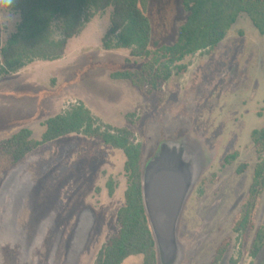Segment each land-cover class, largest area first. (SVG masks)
I'll use <instances>...</instances> for the list:
<instances>
[{"label": "rangeland", "instance_id": "obj_1", "mask_svg": "<svg viewBox=\"0 0 264 264\" xmlns=\"http://www.w3.org/2000/svg\"><path fill=\"white\" fill-rule=\"evenodd\" d=\"M110 15L109 9L87 24L70 41L64 59L34 63L0 80V111L10 110V118H0V141L22 128L39 139L44 120L77 102L104 125L133 130L144 147V163L162 143L186 139L201 149L203 162L178 224L180 264H211L227 240L220 264L231 258L260 264L264 248L256 259L250 249L264 226V193L253 229L238 237L232 227L257 163L251 133L264 125V36L241 15L213 53L184 62L188 71L165 84L159 105L155 95L142 96L130 83L110 79L112 73L133 72L142 64L132 58L126 63L127 51L102 49ZM147 17L154 44L162 46L175 43L187 14L182 0H150ZM18 23L13 31L5 28L4 41ZM233 153L238 158L225 165ZM124 163L122 151L72 134L13 166L0 179V264H94L102 245L119 230ZM109 177L118 183L112 198ZM123 264H142V257Z\"/></svg>", "mask_w": 264, "mask_h": 264}, {"label": "trees", "instance_id": "obj_2", "mask_svg": "<svg viewBox=\"0 0 264 264\" xmlns=\"http://www.w3.org/2000/svg\"><path fill=\"white\" fill-rule=\"evenodd\" d=\"M150 0H20L15 8L19 16L16 30L5 41L0 33V79L18 74L36 62L62 60L70 40L79 36L94 18L111 10L110 26L101 40L106 52L127 51L129 58L142 61L136 71L110 74V79L128 82L142 96L155 95L159 105L165 99L163 87L174 76L185 74L184 62L197 54L213 53L227 37L241 15H246L264 36V0H182L187 14L172 45L156 46L153 27L147 17ZM39 139L22 128L0 141V179L41 146L68 135L99 140L104 146L120 150L125 157L124 204L117 212L119 230L100 248L94 264H123L129 257L141 256L142 264H158L155 242L148 225L142 197L144 147L134 139V131L104 125L83 103L70 104L56 116L46 119ZM257 157L252 183L241 205L232 232L243 237L254 227V219L264 193V125L251 133ZM238 153L227 155L232 164ZM244 169V167L242 168ZM118 183L106 182L109 197ZM229 240L216 250L211 264H220ZM264 248V226L253 239L250 256L256 259ZM228 264H238L231 258ZM260 264H264V258Z\"/></svg>", "mask_w": 264, "mask_h": 264}, {"label": "water", "instance_id": "obj_3", "mask_svg": "<svg viewBox=\"0 0 264 264\" xmlns=\"http://www.w3.org/2000/svg\"><path fill=\"white\" fill-rule=\"evenodd\" d=\"M200 148L186 139L162 143L142 173L145 214L158 264H180L177 240L180 217L202 169Z\"/></svg>", "mask_w": 264, "mask_h": 264}, {"label": "clouds", "instance_id": "obj_4", "mask_svg": "<svg viewBox=\"0 0 264 264\" xmlns=\"http://www.w3.org/2000/svg\"><path fill=\"white\" fill-rule=\"evenodd\" d=\"M18 3H20V0H0V33H4L6 36L5 28L8 31H13L15 24L19 22V16L15 8Z\"/></svg>", "mask_w": 264, "mask_h": 264}, {"label": "crops", "instance_id": "obj_5", "mask_svg": "<svg viewBox=\"0 0 264 264\" xmlns=\"http://www.w3.org/2000/svg\"><path fill=\"white\" fill-rule=\"evenodd\" d=\"M12 33H14V32H12ZM12 33H10V35L12 34ZM73 40V39H72ZM71 41V40H70ZM70 41H69V43H70ZM69 43H68V46H69ZM67 51H68V49H67ZM67 55V54H66ZM66 57V56H65ZM64 57V58H65ZM63 58V59H64ZM36 63H41V62H36ZM23 71V70H22ZM21 71V72H22ZM21 72H19L18 74H20ZM18 74H16V75H13V76H10V77H14V76H17ZM8 78V77H7ZM5 79V78H4ZM0 80H2V79H0ZM5 110H3V112L2 111H0V118L1 119H8V118H10V110L8 109V108H4ZM19 110V112H18V115L21 113V110L22 109H18ZM4 113V114H3ZM45 121V120H44ZM43 121V122H44Z\"/></svg>", "mask_w": 264, "mask_h": 264}]
</instances>
